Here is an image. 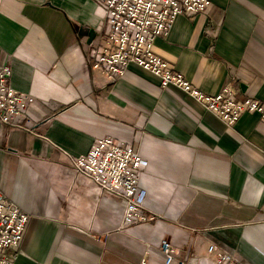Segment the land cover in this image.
<instances>
[{"label": "crops", "instance_id": "1", "mask_svg": "<svg viewBox=\"0 0 264 264\" xmlns=\"http://www.w3.org/2000/svg\"><path fill=\"white\" fill-rule=\"evenodd\" d=\"M106 30L94 0H0V61L10 62V86L35 97L22 126L0 121V191L28 215L8 256L17 264H165L159 246L169 235L185 264H215L210 244L264 264L258 113L246 110L228 126L135 64L120 77L93 68ZM153 50L205 93L230 85L236 100H264V0H210L204 12L177 15ZM104 136L146 161L138 188L155 219L123 225L124 200L74 169Z\"/></svg>", "mask_w": 264, "mask_h": 264}, {"label": "built area", "instance_id": "2", "mask_svg": "<svg viewBox=\"0 0 264 264\" xmlns=\"http://www.w3.org/2000/svg\"><path fill=\"white\" fill-rule=\"evenodd\" d=\"M103 10L107 30L95 49L93 68L104 69L116 77L123 76L130 64H135L158 77L161 87L175 86L194 98L226 125L236 123L248 110L258 113L264 124V100L246 96L236 100L232 87L226 85L216 94H208L194 86L168 60L156 54L153 42L164 37L179 14L204 12L210 0H94ZM2 48L0 46V55ZM10 62L0 61V121L20 127L28 120V110L35 102L29 93L18 91L9 84ZM35 133L33 129H29ZM146 161L131 145L104 136L93 141L88 151L75 157L73 167L87 175L101 191L124 200L123 225L146 222L156 218L143 205L144 191L139 179ZM28 215L0 191V264H17L6 251L16 247L25 229ZM165 264H185L176 257L177 248L169 235L160 241ZM208 253L214 254L215 264H244L234 254L210 244ZM144 263V260H143Z\"/></svg>", "mask_w": 264, "mask_h": 264}, {"label": "water", "instance_id": "3", "mask_svg": "<svg viewBox=\"0 0 264 264\" xmlns=\"http://www.w3.org/2000/svg\"><path fill=\"white\" fill-rule=\"evenodd\" d=\"M81 32H84V31H82V29H80V33H81ZM83 35H84V34H83ZM85 35L88 37L87 42H90L91 40L94 39V37H95V32L91 29V30L87 31V33H86Z\"/></svg>", "mask_w": 264, "mask_h": 264}]
</instances>
